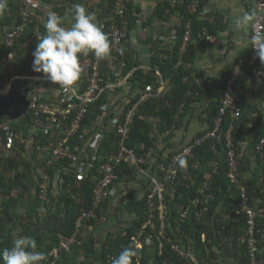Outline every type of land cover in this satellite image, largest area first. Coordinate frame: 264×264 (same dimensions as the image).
<instances>
[{"label":"trees","instance_id":"obj_1","mask_svg":"<svg viewBox=\"0 0 264 264\" xmlns=\"http://www.w3.org/2000/svg\"><path fill=\"white\" fill-rule=\"evenodd\" d=\"M115 1L110 0L111 4L106 14L111 11L113 12ZM192 1L183 0L181 4L177 3L176 5L183 12L186 19L178 27L177 41L173 49L165 51L157 47L155 54L152 56L151 69L144 71L141 68L135 67L133 72L132 80L139 82V85L143 89H146L147 85L154 86L155 91H152V93H156L158 86H160L161 78L157 74L158 70L162 73V77L165 80L170 81V87L161 94H152L144 101H140L141 95L138 94L126 104L122 114L118 118V122L111 130L107 133L105 132L104 138L98 143L96 158L83 176H79L77 172L79 162L46 154L43 161V165L46 166L44 173L50 175V182L48 191L43 194L44 173L42 176L39 175L38 181L34 183L32 174L30 173L33 165L30 161L22 157L11 158L0 156V194L3 198L0 204V264H4L2 259L3 250L10 247L12 240L18 236L34 237L38 244L37 250L46 254L43 264L51 263L53 256L50 253L54 247L59 245V234L70 236L75 229V222L82 213V210L92 208L99 167L107 154L118 151L121 144V135L117 131L118 124L126 118L129 110L134 105L137 104L125 144L140 156L146 155L150 148H156L160 133L169 130L171 134L173 129L180 125L181 119L191 110L190 104L194 100V96L200 99L202 98V94L206 92L212 94L210 89H203L195 82L186 81L190 77V72L185 68L184 64L190 60L193 53L192 48L189 46L190 43L182 57L180 55L188 20L191 21L192 37L198 39L202 48L210 46L208 43H204L209 41L199 36L200 32L205 28L212 33L208 21L200 19L205 0H200V5L196 11L189 9V4ZM18 2L13 4L12 7L14 9H11L12 14H9L6 10L4 12L7 15L6 18H4V14L0 15L1 24L13 26L21 22L20 9L22 3L21 0H18ZM168 7V2L162 4L159 2L157 9L162 13ZM135 8L134 1L127 0V10L124 16H113V14H110L109 17L101 19L106 21L114 19L121 25H125V21L127 20L128 29L130 30L133 29L137 21V16L134 15ZM55 9L62 17L63 12L60 8L57 7ZM46 20L47 17H44L43 21L40 22L32 16L25 30L13 41L8 40L5 36L0 56L6 58L9 53L13 52L15 64L18 68L25 69L31 67L33 69L34 57L33 54L28 55L27 45L29 40H32L34 45L37 44V35L42 36L45 34L44 24ZM112 51L113 49L111 48L110 53ZM129 55L130 53L126 49H122L115 53L112 52V54L103 59L101 69L105 80L103 85H106L108 78L116 80L119 59L121 57L124 56L125 59V65L123 66L124 73L137 65L138 62L133 63L128 58ZM244 65L243 72L245 69ZM245 70H248L254 78L251 62ZM0 86L2 85L0 84ZM224 86L225 84H223ZM21 88H25L26 91L28 89L31 90L33 89V84L29 80L14 79L10 87L9 96L2 95L1 97L0 94V121L6 117L4 113L8 111L11 103L24 101V94L19 92ZM224 89L222 94H219V97L209 104L206 118L209 127L200 132L197 137L205 136L209 130L215 127V118L222 103ZM16 96L17 100H15ZM106 103H108V97L103 91L90 104L87 113L82 119L80 129L70 137L71 144L82 147L89 137L95 133L93 128L96 126L97 119L103 116ZM242 110L241 116L237 119H233L231 115H227L218 136L213 139H205L195 147L192 154L186 156L179 164L178 180L175 183H167L169 189H175V196L172 197L167 193L164 194L163 203L167 208L164 221L160 218L159 196L156 195L154 197L155 226L154 228H147V234H153L154 236L152 245L155 249L153 254L149 253V244L145 240L143 248L139 249L136 247L133 239L150 215L151 206L149 198L152 192L150 178V181L146 183L144 196L141 199L130 201L126 204L129 213L135 214L136 217L127 226L125 232H110L104 239H100L92 229L93 226L101 221L100 217L107 214L109 200L106 198L97 209L99 217L84 221L80 236L82 243L74 244L71 251L61 249L55 264H78V259L81 257L85 258L82 264H92L95 259L100 260L101 264H112V259L128 246L134 247L138 251L140 257L139 264H188L189 262H193V264H213L212 259L216 256V246L230 247L233 254L240 256L237 264H248L247 246L241 243L239 239L244 234L247 214L241 205L240 185L232 183L228 176L230 168L225 136L227 130L233 126L234 143L239 160V168L236 171L238 181L241 184H247L251 188L249 191V204L257 209L264 210V185L259 186L255 178L248 181L244 179L243 172L248 170V166H244V157L241 158L239 156L240 142L244 139L245 135H249L252 147L256 148L261 138L264 137V130L258 129L256 117H251L252 113L248 114V112L244 111L243 107ZM74 115L75 112L70 114L63 128L58 129L60 130L58 134L53 133L55 127H52L49 123L46 127L40 128V132L35 135V143L44 144L62 139L66 135ZM156 118L159 119L158 129L153 122ZM42 119L45 121V118ZM33 120L34 113L29 112L24 120H21L18 124L14 123V125L21 130L27 131L28 124H31ZM250 122L254 123L253 127H250ZM170 134L164 138H168ZM4 135L5 138L8 137L7 132H4ZM168 159L170 157L167 159L158 157L154 162L153 167L161 178L162 175L157 168V163ZM257 159L256 176L264 178V147L260 151H257ZM196 163H199V165L196 166ZM21 166H25L24 172L19 171ZM14 169L17 170L16 174L7 177L5 173ZM58 169H62L63 183L61 192L54 194L52 178ZM138 170L136 165L127 160L118 164L116 168L119 180L135 179ZM209 178L211 182L208 188L204 192L201 191L203 183ZM26 180L34 184L35 192L30 194V196L26 194V191L29 189ZM19 187H23V189L19 191ZM8 195L9 198H7ZM199 196H208L210 198L208 211L201 216H196L195 211L197 209L191 208L190 213L183 218L182 214L188 208L191 199ZM56 201L57 208L54 210L53 207ZM41 213L43 216H41ZM258 220L259 224L264 226V217H260ZM162 228L166 231L163 235L161 234ZM18 229L19 233L16 234V230ZM204 233L206 234L205 239L202 237ZM158 237L163 240L162 248L159 245L160 240ZM174 245H177L178 248ZM263 245L264 240L261 241L260 248ZM190 246L197 258V263H195L191 256L183 254V251L185 253L188 252V247ZM259 260L260 264H264V252L259 253ZM133 264H135V258Z\"/></svg>","mask_w":264,"mask_h":264},{"label":"crops","instance_id":"obj_2","mask_svg":"<svg viewBox=\"0 0 264 264\" xmlns=\"http://www.w3.org/2000/svg\"><path fill=\"white\" fill-rule=\"evenodd\" d=\"M129 1V0H128ZM134 1V15L137 16V21L133 29H128L127 20L125 26L128 30V37L123 46V50L126 49L130 55L128 58L137 65L133 66L128 72H122V75L117 76L116 80L108 78L104 92L107 94L108 103L104 106L105 112L103 116L97 119L96 126L93 128L94 132L87 142L80 146L81 161L77 172L79 176H83L88 171L90 163L94 161V155H96V149L98 143L104 138L105 132L111 130L118 122V118L122 114L126 104L133 100L138 94L141 95L140 101L147 100L152 94H161L163 91L170 87V81L165 80L162 77V73L158 70L157 74L161 78L160 86L157 88L156 93H152L154 86L147 85L146 89H143L139 85V82L132 80L135 67L141 68L144 71H148L152 67V56L155 54V49L160 47L163 50H172L177 41L178 27L182 22H185L183 12L176 7L177 3L181 4L183 0H132ZM159 2L169 3V7L162 13L158 11L157 6ZM15 3H19L18 0H7V11L12 14L14 9L12 6ZM83 5L89 11L93 12L96 16V21L99 23L101 18H107L112 14L108 12L106 14L110 3V0H32L31 12L34 19L43 21L44 17H48L49 13H55L58 16L59 12L55 8L59 7L63 12L65 26H70L73 22L72 14L76 5ZM256 0H205L203 3L200 19L207 20L211 32L217 36L214 42L208 43L210 46L202 48L200 42L195 37H192L190 41V47L192 48V56L190 60L185 62L184 66L190 72V77L186 81L195 82L203 89H210L212 95L209 92L202 94V98L198 99L194 96V100L191 102V110L180 121V125L173 129V132L157 143L154 148V153L150 156V163L145 164L146 167H139L137 177L133 180H119L111 188V193L108 198L109 205L106 214V219H102L97 225L93 226L97 237L104 239L105 236L112 233L125 232L127 226L136 217L135 214L129 213L126 204L130 201L141 199L146 190V183L150 180V174H155L154 169L155 160L158 157L161 159H167L176 153L183 145L193 141L197 135L206 130L209 127L207 122V111L211 101H215L222 94L223 84L225 82V76L233 69L236 61L241 57H246L251 50V32L252 25L245 30H236L234 28V19L237 16L242 15L244 12L255 9ZM138 9V10H137ZM161 9V8H160ZM10 10V11H9ZM105 14V15H104ZM160 14V15H158ZM7 15L4 13V18ZM8 24L0 23V50L3 48L5 33L8 28ZM36 45L29 40L27 45V53L31 55L36 48ZM30 46V47H29ZM113 53L116 51L113 50ZM112 52L110 54H112ZM163 56V55H162ZM13 52L9 53L8 57L4 58L0 56V94L9 96L10 87L14 79H20L22 81L29 80L33 84L31 91L39 92L43 98L51 101H57L62 97H70L71 93L65 91L63 87L58 84H53L49 81L43 73L35 72L31 67L25 69L18 68L15 64ZM92 57V52L80 57L81 63V76L76 84L72 87L82 90L88 84V72L84 68ZM244 68L250 65L247 60L244 63ZM260 74L262 76L261 89L255 90V80L250 72L244 69L243 75L240 77L237 84V97L238 101L243 107L245 112L256 113V125L258 129L264 130V64L259 60ZM23 89V88H22ZM20 89L19 92L23 93ZM30 90V89H28ZM21 94V95H22ZM24 101L13 102L10 104L8 111L4 113L6 118H10L14 123H19L17 114L21 105L26 103L27 96L24 94ZM17 100V96L15 97ZM155 127L158 129L159 119L153 120ZM41 122L38 121L28 124L27 131L21 130L25 135L34 133L35 135L40 132ZM61 129V128H59ZM60 130L56 129L55 134H58ZM160 133V137H162ZM23 146V147H22ZM24 148V149H23ZM239 156L245 160L244 166H248V170L243 172V177L246 181L250 179H256V183L261 186L264 185V178L256 176V167L258 166L257 150L252 147L249 135L246 134L244 139L240 142ZM1 157L11 158H25L32 163V172L30 174L33 177V182L36 183L39 179V175H43L46 166L43 165L46 154H40V152H33L32 148L28 145L21 144L17 139L6 137L3 144L0 146ZM20 172L25 171V166L20 167ZM16 169L9 170L5 174L7 177L15 175ZM29 174V173H28ZM52 184L55 193L61 192V186L63 183L62 169H58L55 176L52 178ZM28 185L27 196L33 194L34 184L31 181L26 180ZM248 183V182H247ZM23 187H19V191ZM9 198V195L7 196ZM57 208V201L54 203L53 209ZM41 216L42 213H41ZM228 217V215H226ZM19 233V229L16 230V234ZM203 239L206 238V234H203ZM186 248L187 246L183 244ZM175 246V245H174ZM154 246L149 244L148 251L150 254L154 252ZM192 247H188V252L183 254L189 255L197 263V258L191 250ZM216 256L212 259L213 264H237L239 261V255L233 254L232 249L229 247L215 248ZM264 252V245L261 248L260 253ZM197 254V253H196ZM84 258V257H81ZM80 258V259H81ZM85 259V258H84ZM93 262H100L95 259ZM92 262V263H93ZM175 264V263H173ZM188 264H193L189 262Z\"/></svg>","mask_w":264,"mask_h":264},{"label":"built area","instance_id":"obj_3","mask_svg":"<svg viewBox=\"0 0 264 264\" xmlns=\"http://www.w3.org/2000/svg\"><path fill=\"white\" fill-rule=\"evenodd\" d=\"M22 6L20 9V14L22 20L20 23L9 26L6 30V38L13 41L18 37L24 30L28 22L32 18L31 4L32 0H21ZM200 5V0H193L189 4V9L191 11H196ZM127 10V0H116L113 8V16L119 15L124 16ZM255 10L257 11V18L255 23L252 25L251 37L256 33H264V0H256ZM98 25L100 28L108 35L111 40V48L115 51H121L125 44L126 38L128 36V30L125 25H121L116 20L111 19L109 21L101 20ZM187 28L183 37L181 45V54H183L189 45V42L192 38V27L191 21H187ZM201 38H204L206 41L214 42L217 39V36L210 33L208 29H204L200 32L199 35ZM246 57H241L235 63L232 71L229 73L225 80L224 94L222 96V103L218 112V115L215 118V127L209 130L205 136L197 137L193 141H190L183 145L176 153H174L170 159L166 161H161L157 163V168L162 175L158 174L157 170L154 175L153 172L150 174L152 182V192L149 198V204L151 206L150 215L148 219L144 222L141 229L138 231V234L133 237L135 245L137 248L141 249L144 246V240L148 244H153L154 236L153 234H147V228H154V208L155 201L154 197L159 196L160 199V218L164 221L167 208L163 203L164 194L167 193L170 196H175V189H169L167 186L168 182L175 183L178 180L179 176V164L182 160L192 154L195 147L201 144L205 139H213L218 136L219 130L222 127V124L227 115H231L233 119H237L242 114V107L238 101L237 97V84L238 80L243 72V64L245 61H250L253 65V73L255 79V90L261 89L262 76L260 74L259 67V58L256 55V50L252 48ZM104 58H97L94 54L90 59V62L84 66L88 72V84L82 90L75 87H71L69 92L71 93L70 97H62V99L57 101H51L43 98V96L36 91L23 90V93L26 94L27 99L26 103L21 105L19 112L17 114L18 121L24 120L27 116V113H34V120L38 121L39 125L41 122L44 125H41V128L46 127L49 123L52 127L56 129L63 128V126L68 121L70 114L75 112L74 118L70 123V127L66 132V135L60 139L49 143L36 144L35 143V134L30 133L25 135L19 128L15 127L12 119L5 118L0 121V146L5 141L4 132H7L8 137L12 139H17L21 144L28 145L32 148L33 152H40V154H52L54 157H64L75 162L81 161L80 146L73 145L70 143V137L74 135L81 127L82 119L88 111V108L91 103H93L99 95L104 91L105 85H103L104 77L102 76V61ZM125 65L124 56L119 59V68L116 73L117 76L122 75L123 66ZM136 105H134L128 112L126 118L119 122L117 131L121 135V144L117 152H112L107 154L99 167V175L94 189V200L93 206L91 209H83L82 213L79 215L75 222V229L70 236H65L59 234L60 242L57 247L51 251V256L53 260L50 264H55L57 258L59 257V252L61 249L71 251L74 244H81V233L84 226L85 220H90L92 218L99 217L97 209L100 207L102 201L106 198H109L111 193V188L116 182L119 181V176L116 171L117 165L123 161H129L130 163L136 165L138 168L145 167V164L150 163V156L154 153V148L146 153V155L138 156L132 149L128 148L125 144V139L127 138L130 125L135 114ZM256 113L252 112L251 117H256ZM45 118V121L42 119ZM47 121V123H46ZM250 127L254 126L253 122H250ZM53 131V133H54ZM170 133L169 130L163 132L162 137L159 138L160 141L164 140V137ZM55 134V133H54ZM226 145H227V154L229 162V172L228 176L231 179L232 183L240 185L241 188V205L245 213L247 214L246 226L244 228V234L239 238L241 243L247 246L248 254V264H260L259 253L261 251L260 243L264 240V226L259 224V218L264 217V210L257 209L249 204V191L251 188L247 184H241L238 181L236 171L239 168V160L237 156V150L234 143V134L233 126H231L225 136ZM264 147V137L261 138L258 143L256 150L260 151ZM96 155H94V159ZM154 163V162H153ZM92 162L90 163L91 166ZM199 163H196L198 166ZM50 175L44 173V183L42 184V192L45 194L49 189ZM211 180L207 179L202 187L201 191H205ZM2 195L0 194V204L2 202ZM210 198L205 197H195L191 199V203L188 208L183 212L182 217L184 218L190 213L191 208L197 209L195 211L196 216L203 215L209 209ZM100 219H106V214L100 217ZM164 227V226H163ZM165 229L162 228L161 234H165ZM160 240V247L163 246V240L158 237ZM175 247L178 248L177 245Z\"/></svg>","mask_w":264,"mask_h":264},{"label":"clouds","instance_id":"obj_4","mask_svg":"<svg viewBox=\"0 0 264 264\" xmlns=\"http://www.w3.org/2000/svg\"><path fill=\"white\" fill-rule=\"evenodd\" d=\"M7 6V0H0V15L4 14ZM257 15V11L252 9L235 17L234 28L240 31L247 29L255 23ZM72 20L70 26H65L63 17L49 13L44 24L46 32L42 36L37 35L38 43L32 53L33 70L43 73L49 81L63 87L65 91L74 86L81 76L82 55L92 52L97 58H105L111 51L109 37L98 25L93 12L78 4L74 8ZM251 43L264 64V33L254 34ZM183 54L180 51L181 57ZM37 249L34 237L18 236L12 240L10 247L3 250L2 259L4 264H43L46 254ZM134 258L135 264H139L138 251L128 246L112 259V264H133Z\"/></svg>","mask_w":264,"mask_h":264},{"label":"rangeland","instance_id":"obj_5","mask_svg":"<svg viewBox=\"0 0 264 264\" xmlns=\"http://www.w3.org/2000/svg\"><path fill=\"white\" fill-rule=\"evenodd\" d=\"M84 258L78 259V264H82ZM92 264H100L99 262H93Z\"/></svg>","mask_w":264,"mask_h":264}]
</instances>
